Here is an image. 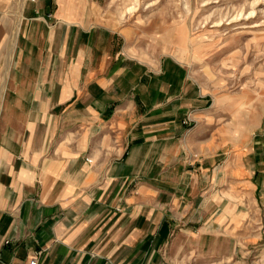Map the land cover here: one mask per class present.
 I'll return each mask as SVG.
<instances>
[{
  "label": "crops",
  "instance_id": "1",
  "mask_svg": "<svg viewBox=\"0 0 264 264\" xmlns=\"http://www.w3.org/2000/svg\"><path fill=\"white\" fill-rule=\"evenodd\" d=\"M28 1L0 132V264H174L199 253L186 214L201 207L215 160L201 159L206 142L183 119L208 102L200 86L170 57L156 67L133 57L129 31L110 26L70 27L59 52L54 13ZM1 25L11 27L6 81L21 18ZM258 128L244 169L264 186Z\"/></svg>",
  "mask_w": 264,
  "mask_h": 264
},
{
  "label": "rangeland",
  "instance_id": "2",
  "mask_svg": "<svg viewBox=\"0 0 264 264\" xmlns=\"http://www.w3.org/2000/svg\"><path fill=\"white\" fill-rule=\"evenodd\" d=\"M44 1L59 22L55 29L59 52L70 27L105 25L123 34L129 31L123 47L133 57L149 60L154 67L169 57L179 62L208 101L201 112L192 110L183 119V125L206 142L201 159L212 155L215 160L211 184L208 174L202 179L201 207L186 214L185 229L203 237L199 253L191 251L174 264H264V186L258 173L244 169V160L250 161L258 150V126L264 121V0ZM28 3L0 0V44L11 31L1 22L21 18L12 66L7 80L0 81V132L17 73ZM85 37L79 35V49L67 50L69 57L81 53ZM189 219L195 222L190 224ZM170 246L171 241L165 248Z\"/></svg>",
  "mask_w": 264,
  "mask_h": 264
},
{
  "label": "built area",
  "instance_id": "3",
  "mask_svg": "<svg viewBox=\"0 0 264 264\" xmlns=\"http://www.w3.org/2000/svg\"><path fill=\"white\" fill-rule=\"evenodd\" d=\"M38 1H39V0H32V2H38ZM29 264H38V255L34 256V257L30 260Z\"/></svg>",
  "mask_w": 264,
  "mask_h": 264
},
{
  "label": "bare ground",
  "instance_id": "4",
  "mask_svg": "<svg viewBox=\"0 0 264 264\" xmlns=\"http://www.w3.org/2000/svg\"><path fill=\"white\" fill-rule=\"evenodd\" d=\"M61 1H64V0H61Z\"/></svg>",
  "mask_w": 264,
  "mask_h": 264
}]
</instances>
